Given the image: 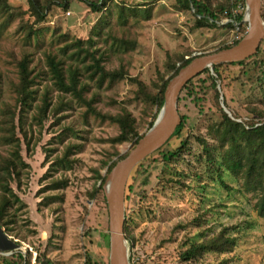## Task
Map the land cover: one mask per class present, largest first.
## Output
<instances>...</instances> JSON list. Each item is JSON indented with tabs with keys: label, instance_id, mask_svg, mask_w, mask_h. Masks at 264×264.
<instances>
[{
	"label": "trees",
	"instance_id": "trees-1",
	"mask_svg": "<svg viewBox=\"0 0 264 264\" xmlns=\"http://www.w3.org/2000/svg\"><path fill=\"white\" fill-rule=\"evenodd\" d=\"M82 1L94 12L101 13L91 27L87 39L68 40L59 49L53 46L45 48L43 52L45 63L43 64L42 58H36L35 53L38 52L36 50L33 52L24 50L20 57L11 53L17 72L14 79H9L12 92L11 101L3 99L4 79L0 73V264H33L32 252L36 249L39 231L31 219L28 202L22 193H26L30 185L32 165L27 159L34 158L36 148L42 140V130L45 128L44 119H49L52 114L54 121L50 126L55 123L60 124L58 129L61 130L59 134L61 143L64 142L65 134L71 132V136L65 146L60 149L51 144L52 142L48 145L43 144L45 152L43 164L44 166L49 165L42 176V181L47 178L48 174H53L52 172L60 171L66 174L78 164L79 158L76 152L81 149L83 143L74 142L73 139L82 138L81 132L86 130L91 114L95 118L109 120L119 127V132L108 139L115 148L117 144L131 142V149H133L144 135L141 133L138 117L132 109L123 104L117 111L104 110L98 103L102 100V95L106 89L114 88L118 82L125 79L136 84V99L144 103L146 113H150L151 116L149 129L165 101V90L170 79L192 60V57L185 58L180 52L169 54L166 73L172 74L167 78L165 74L159 73L157 78L151 82L140 79L138 75L132 76L128 66L123 62L117 66L110 65L112 57L120 55V50L135 48L137 40L132 36L134 25L142 23L143 20H151L153 7L145 4L144 6H133L116 0ZM192 1L194 10L190 0H175L179 11L193 14L195 23L191 26L192 28L226 27L230 30L236 28L232 22L224 25L218 23L224 18L225 10L231 9L230 0ZM27 2L29 6L25 9L13 5L10 0H0V16L4 15L0 21V30L3 25L20 17L22 21L18 28L24 31L26 40L34 38L39 40L42 33L40 25L50 20L55 6L67 7L69 0H27ZM243 15L244 11L234 18L240 22ZM262 16L264 18V0ZM229 17L232 18V15ZM247 29V23H241L236 34L238 38L232 43L221 44L219 50L239 43ZM263 42L264 40L255 56L262 52ZM251 58L214 65L216 74H212L207 68L184 86L183 91L186 90L190 96L194 97L198 107L204 110L208 102L216 109L219 118L211 119L207 125L206 137H204L195 134L187 123L186 116L180 112L182 121L170 139L132 171L126 188L127 211L124 231L133 247L137 239L130 229L129 216L131 210L140 206L139 196L142 194L140 190H136V182L142 176L147 175L139 186L147 184L153 177L151 168L154 165L162 163L170 167L176 163L187 151L192 138L201 144L203 159L208 164L209 171L216 173L217 181L231 191L235 189V186L226 181L224 174L228 173L233 176L238 181L239 187L251 194L252 206L261 217H264V91L257 103H249L245 106V113H240L235 109L227 94L231 79L245 84L241 76L242 67ZM179 62L180 64L177 65ZM238 65L242 70L231 69L232 66ZM202 75H205V78H202ZM196 80L200 83L197 84ZM219 81L222 91L218 88ZM221 95L224 96V101L235 119H231L224 111L220 102ZM76 106L84 107L82 110L85 122L76 117L63 119L66 116L65 111ZM55 109L58 110L57 113H53ZM79 124L83 126V129L77 127ZM208 138L217 145L218 153L209 147ZM179 139L181 141L179 146L171 148V143ZM130 150L121 155L118 160H114L113 156L119 155V151L115 149L110 152L108 159L103 161V165L108 167L106 174H102L98 168L94 169L96 181L92 188L86 191V195L91 201L100 203L101 208L103 206L108 209L107 197L103 188L107 175L119 160L129 154ZM170 181L192 188L191 184L181 177L171 178ZM68 183L69 177L64 175L63 177H52L49 183L40 187L36 192V197L40 198L37 201V212L41 216L46 217L43 210L46 209L44 207H48L51 213L57 215L56 220L61 219L66 199L64 186H68ZM55 203L58 205L54 206ZM211 207L214 208L215 205ZM209 209L193 217V223L197 227L196 231L186 232L181 237L178 262L182 264L234 263L233 253L238 244V237L233 232L237 226L223 225L218 231L211 232L213 228L205 226ZM52 227L56 228V224L54 223ZM97 230L92 229V231ZM53 235L52 232L45 248L35 256L34 264H54L47 253ZM104 239L102 248L109 253V234L105 235ZM26 241L31 242L26 253L19 252L14 255L3 253L4 251L16 252L24 246ZM208 254L216 255L215 259L207 261ZM91 259L92 257L88 256L86 263L90 264Z\"/></svg>",
	"mask_w": 264,
	"mask_h": 264
},
{
	"label": "rangeland",
	"instance_id": "rangeland-1",
	"mask_svg": "<svg viewBox=\"0 0 264 264\" xmlns=\"http://www.w3.org/2000/svg\"><path fill=\"white\" fill-rule=\"evenodd\" d=\"M116 1L133 6L145 4L153 7L151 20H143L142 23L134 25L132 36L137 40L135 48L120 50V55L113 56L110 64L117 66L123 62L128 66L132 76L138 75L146 82L156 79L159 73L165 74L167 78L172 74L166 73L169 54L180 52L185 58H193L216 52L221 48L219 47L221 44L232 43L237 38L236 28L231 30L226 27L192 28L195 23L193 14L179 11L175 0ZM10 2L25 9L29 6L27 0H10ZM67 5V7L53 8L50 20L40 25L42 33L39 40L37 38L26 40L24 31L18 28L22 21L20 17L3 25L0 30L3 99L12 100L9 79L17 76L11 53L20 57L24 50L32 52L36 50L38 52L35 56L37 59L42 58L43 64L45 48L53 46L59 49L68 40L87 39L91 27L101 13L94 12L82 0H69ZM3 16L1 14L0 21ZM219 22L220 25H224V21ZM261 48L262 52L255 56L256 52L242 67L241 76L245 84H240L235 79H231L228 84L227 94L231 104L240 113L246 112L247 104L257 103L264 91V66L262 67L264 42ZM179 64L180 62L177 65ZM231 69L242 70L239 65L232 66ZM201 77L205 78V75ZM196 81L197 84L200 83ZM136 88L137 85L128 79L122 80L114 88L106 89L102 100L98 103L104 110L111 111L119 110L121 104L128 106L138 117L141 133H145L151 116L150 113H146L144 103L136 99ZM179 97V111L186 116L189 126L195 134L206 137L207 125L211 119L219 118L216 109L207 102L205 109L202 110L195 103L194 97L183 89ZM83 108L70 107L65 111L66 116L63 119L76 117L85 122ZM57 112V109L53 111V113ZM88 120L86 130L81 132L82 138L73 139L74 142L83 143L81 149L76 152L79 162L74 169L66 174L60 171L52 172L53 174H48L42 181V176L49 165L43 164L45 158L43 144L48 145L52 142L51 144L60 149L71 136V132L65 134L64 142H60L61 130L58 129L60 124L55 123L50 126L54 121L52 114L49 119H44L42 140L36 148L34 158L27 159L32 165L30 185L22 196L28 202L31 219L39 231L36 249L32 252L33 264L35 256L45 248L52 232L54 235L47 253L54 264H87L88 256L92 257L90 264H107L109 261V253L102 248L105 242L104 236L109 234L106 230L109 225L108 209L103 206L101 208L100 203L91 201L86 191L92 188L96 181L95 168L106 174L108 167L103 165V161L108 159L109 153L117 149L119 155H114L113 159L118 160L131 149L132 144L124 142L117 144L115 148L108 139L119 132V127L109 120L95 118L92 114ZM77 127L83 129L80 124ZM52 137L56 139L53 140ZM180 143V139L175 140L171 143V148H176ZM208 145L218 153L217 145L209 138ZM153 167L151 168L153 177L147 184L139 186L147 175L136 182V190H140L142 194L139 196L140 206L131 210L129 216L130 229L137 239L135 247L131 246L130 264H182L178 262L180 239L184 233L196 231L193 217L209 208L205 226L212 227L211 232L218 231L223 225L237 226L233 232L238 237V244L233 253V264H264V217H261L252 206L251 194L241 189L233 176L224 174L226 181L235 186L231 191L217 181L216 173L209 171L208 164L203 159L202 146L198 140L192 138L184 155L170 167L162 163ZM64 175L69 177V183L68 186H64L66 199L61 219L56 220L57 215L51 213L48 207H44L46 209L43 210L46 217L41 216L37 212V201L40 198L36 197V192L42 185L49 183L52 177ZM177 177L190 183L192 188L170 181L171 178ZM57 205L58 203L54 204ZM212 205L215 207L212 208ZM54 223L56 228L53 229ZM94 228L98 230L92 231ZM30 243L24 242V246L19 250L26 252ZM13 252L3 253L10 255ZM215 257L214 254H208L206 260H214Z\"/></svg>",
	"mask_w": 264,
	"mask_h": 264
},
{
	"label": "water",
	"instance_id": "water-1",
	"mask_svg": "<svg viewBox=\"0 0 264 264\" xmlns=\"http://www.w3.org/2000/svg\"><path fill=\"white\" fill-rule=\"evenodd\" d=\"M251 1L252 0H247V8L242 20L239 22V24L247 23L248 25L247 32L241 41L229 48L195 56L187 65L182 67L178 74L170 79L165 90V101L153 125L144 133L143 137L134 148L130 150L129 154L125 158L119 160L108 173L103 188L107 197L109 213V264H130L132 243L124 231L127 184L134 168L161 148L170 139L177 126L181 123L182 118L179 111V96L184 86L207 68L210 69L212 74H216L214 65L244 61L258 51L264 39V18L262 16L263 0L256 1L255 25H252V22L247 20V12ZM190 3L194 10L193 1L190 0ZM218 88L222 91L220 81L218 82ZM220 102L227 115L231 119H235L232 111L225 103L223 95L220 96ZM19 252H22V250H17L10 255L18 254ZM23 253L26 252L24 251Z\"/></svg>",
	"mask_w": 264,
	"mask_h": 264
},
{
	"label": "built area",
	"instance_id": "built-area-1",
	"mask_svg": "<svg viewBox=\"0 0 264 264\" xmlns=\"http://www.w3.org/2000/svg\"><path fill=\"white\" fill-rule=\"evenodd\" d=\"M230 1L232 3L231 9L225 10L224 18L221 21H224L223 24L232 22L235 25L236 29H238L239 31V25H240L239 21H236L234 17L238 16L239 13L242 11L245 12L247 8V0H230ZM230 15H232V18L229 17ZM236 36L238 38V35Z\"/></svg>",
	"mask_w": 264,
	"mask_h": 264
},
{
	"label": "bare ground",
	"instance_id": "bare-ground-1",
	"mask_svg": "<svg viewBox=\"0 0 264 264\" xmlns=\"http://www.w3.org/2000/svg\"><path fill=\"white\" fill-rule=\"evenodd\" d=\"M256 1L252 0L247 12V20L252 22V25L256 23Z\"/></svg>",
	"mask_w": 264,
	"mask_h": 264
}]
</instances>
